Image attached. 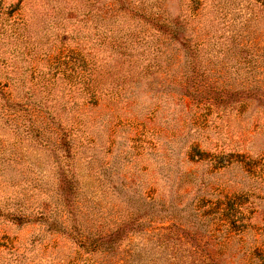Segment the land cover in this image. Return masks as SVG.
<instances>
[{
    "label": "trees",
    "instance_id": "obj_1",
    "mask_svg": "<svg viewBox=\"0 0 264 264\" xmlns=\"http://www.w3.org/2000/svg\"><path fill=\"white\" fill-rule=\"evenodd\" d=\"M205 1L86 0V10L53 5L65 13L48 25V32L65 46L37 61L24 48L21 52L25 10L0 7V41L14 42L2 54L14 62L27 59L34 67L25 92L27 68L19 84L0 82V128L12 135L10 147L0 142V188L11 190L0 198V222L39 225L43 230L33 243L46 234L59 235L93 264H220L212 251L219 253L225 240L215 244L208 227L217 219L228 234L238 233L229 211L234 206L232 213L239 215V196L232 195L234 201L220 213L204 197L166 206L144 194L141 181L123 184L120 178L132 158L145 159L160 172L159 181L176 175L174 182L181 184L191 177L197 192L207 194L205 179L179 168L184 162L217 173L240 166L229 160L233 154L225 157L219 139L210 141L203 123L185 151L167 146L163 154L155 153L154 130L130 140L128 148L127 137L120 135L128 129L119 126L142 125L167 102L187 100L205 111L207 120L213 116L217 137L229 130L230 121L252 118L246 120L247 131L264 118V54L257 52L264 41L255 33L256 28L264 31V0H248L257 11L240 30L225 22L232 15L228 0H208L207 7ZM183 4L184 12L178 13ZM210 14L224 22L216 38L203 26ZM43 61L51 75L34 73ZM60 79L61 94L55 91ZM245 150L247 160L259 152L251 146ZM84 179L97 185L95 193Z\"/></svg>",
    "mask_w": 264,
    "mask_h": 264
},
{
    "label": "rangeland",
    "instance_id": "obj_2",
    "mask_svg": "<svg viewBox=\"0 0 264 264\" xmlns=\"http://www.w3.org/2000/svg\"><path fill=\"white\" fill-rule=\"evenodd\" d=\"M228 1L232 6V15H230L229 18L226 17L225 22H232L231 27L240 30L246 24V22L243 21L248 17H254L251 13H256L257 10L248 0ZM56 3H54V0H0L1 8H12L20 5L21 10H25L26 14H23V16L28 26L26 30L21 31V33L24 34L23 37L26 39L21 45V52H23L24 48V52L35 55L37 58L36 61L41 60L51 50L57 53L58 48L62 45L59 41L61 37L57 39L55 34H52L50 31L48 32V25L60 19V16L65 13L58 12L53 5H63V7L78 5L80 8H85L86 10V0H56ZM205 4L207 7L210 5V2L206 0ZM173 5L176 4L173 3ZM68 7H65V9ZM179 10L180 12L178 13L182 14L185 10V5L183 4L180 6ZM57 13L59 15H56ZM213 17L212 14L206 15L205 22H207L204 23L203 26L207 32L210 31L209 36L212 35L216 38L221 34L220 29L224 22L218 21L220 19L217 20ZM231 17H234L235 20L233 21ZM252 23L256 22H254V20L251 21L248 27ZM126 26H131V23H126ZM255 33L264 41L263 30L256 28ZM8 43L10 46L14 44L13 41H11L10 44L7 39L0 41V82L4 84V81H8L9 83L15 82L19 84L18 78L22 71L27 68L28 70L23 77L25 83L21 90L25 92L31 88V83L29 82L31 74L30 67H34L29 65L30 63H27V59L24 62H19L17 60L18 58H16V62H14L8 54H2L3 50L8 49ZM62 46L64 47L65 45ZM262 46H264V44L258 46L259 49H257V52L259 54H264V48H262ZM202 63L204 64V62ZM47 65L48 64L44 61L41 65H36L37 69L35 68L36 70L34 73L37 74L40 71V74L51 75L53 73L51 72L52 69H47ZM34 76L36 77V75ZM56 87L58 90L55 91L59 92V94L63 93L65 88L63 80H58ZM40 92V94H42V91ZM53 99L55 100L52 104L56 105V102L58 103V98L53 95ZM64 99H67V97H64ZM166 105L168 107L159 111V113H156L153 117L142 120V125H140L139 122L132 124L129 123V121L119 126L125 127L126 129L124 131L128 129L127 134L122 133L123 131L120 132V135L127 137V139L123 141L128 143V148L133 146L130 140H135L136 136H140L144 131L154 130L152 134L155 135V138L152 139V146H154L156 150L155 153L163 154L162 152L167 146H173L179 151H185L187 148L186 146L197 138V134L194 133L195 128L203 123L210 141L214 144L215 141L219 139L218 143L223 146L224 150L222 149L221 151L226 154L225 157L233 154L234 156L229 160H237L240 166H234V169L228 172L221 171L217 173L211 170L208 171L205 165L195 166V164L192 165L184 162L181 167H179L180 169L184 168L187 173L196 171V177L205 179L207 194H202V192L200 194L199 191L197 192L195 186L197 181L195 180V182H192L193 179L191 177L181 184L174 182V177L176 175L172 178H166L161 182L159 181L160 172L158 173L156 168L149 164V161L145 159L134 160L132 158L131 162L124 167L120 174L122 183L128 184L135 180L141 181L142 192L157 201H161L162 204L164 203L166 206L173 203V205L180 207L183 203H189L191 200L194 201V197L195 199L204 197L203 201L208 202V200H210L212 202L211 209L214 211L215 207L218 213L226 208L227 203L234 201L232 195H237L236 197L239 196V201L237 202V199L235 200V204L239 203L241 205L240 212H238L239 215L236 216L232 213L233 211H231V209L234 207L232 205L230 211L228 210L231 212L229 220L236 223L234 227H238V233H232L231 231L230 235L228 231H226L224 223L216 224L215 222H218L217 219L210 221L208 234H212V239L216 240L214 243L217 244L225 240L222 244L221 251L217 254L212 251V255L217 258L220 264H264V159L258 160L259 157L264 155V118H260L263 116H259L258 118L260 119L257 118L259 122L256 121V124H254L255 126H252V130L247 129V131L245 128L246 120L251 123L252 118H248L244 122L236 120L233 123V121H230L229 130L221 131L220 135L217 137L218 130L214 129L216 124L210 121L213 116L209 117V120H207L206 112L200 109L196 110L194 105H191L187 100H185L183 104L167 102ZM238 121L239 126L234 125L237 124ZM256 130L257 132H252ZM0 142L3 143L5 148L10 147L12 143V135L2 131L1 128ZM204 143L203 145H207V147L211 146L208 145V142ZM142 145L143 148L146 147V144ZM248 146L256 148L259 151L255 156L249 157V160L245 157V155H248V151L245 150ZM26 148L30 147L23 146V149ZM139 148H141V146H139ZM242 148L243 150H241ZM146 151H148V149H146L145 152ZM125 152L127 153L128 151L126 150ZM139 152H141L140 149L138 150V153ZM238 156L241 157L239 158ZM30 157L32 158L33 156ZM164 160L168 162L166 155H164ZM136 170L140 171L137 175H135ZM198 182L201 183L199 179ZM84 183L95 193V187L97 185L92 180L84 179ZM10 191L11 190L0 188V198L7 196ZM198 194H200V196L196 197ZM174 195L177 196L174 197ZM220 225H222V227ZM229 229L232 230V228ZM42 230L43 228L36 224L17 227L6 224V222L2 220L0 222V264L95 263V260H86L87 258L85 256L75 254V247L71 246L67 240L62 239L61 236L56 234H46V237L42 241L33 243L39 238ZM181 260L182 263L188 261L184 259Z\"/></svg>",
    "mask_w": 264,
    "mask_h": 264
}]
</instances>
